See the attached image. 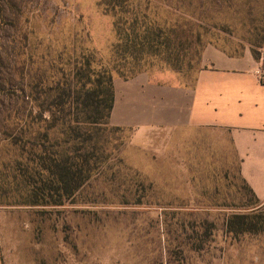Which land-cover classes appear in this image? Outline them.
Here are the masks:
<instances>
[{
	"label": "rangeland",
	"instance_id": "rangeland-1",
	"mask_svg": "<svg viewBox=\"0 0 264 264\" xmlns=\"http://www.w3.org/2000/svg\"><path fill=\"white\" fill-rule=\"evenodd\" d=\"M135 18L174 46L142 59L154 82L193 84L207 46L264 60V0H0V264H264V201L213 130L101 128V162L71 198L23 204L31 188L5 116L21 105L28 48L50 84L90 52L96 70L128 80L114 48ZM235 215L244 223L230 228Z\"/></svg>",
	"mask_w": 264,
	"mask_h": 264
},
{
	"label": "trees",
	"instance_id": "trees-1",
	"mask_svg": "<svg viewBox=\"0 0 264 264\" xmlns=\"http://www.w3.org/2000/svg\"><path fill=\"white\" fill-rule=\"evenodd\" d=\"M138 23L135 18L127 30L118 28L117 32L120 42L114 49L121 64L116 68L129 70L130 77L125 79L139 74L142 59L157 54L161 45L174 48L170 38L164 40L161 33L150 27L139 32ZM261 32L259 39L264 42V27ZM252 55L259 59L254 51ZM175 61L173 64L182 69L178 65L181 59ZM24 63L27 83L21 91V105L11 103L14 106L5 116L10 120L8 137L18 150L20 185L31 188L23 204L58 206L71 198L98 169L101 160L96 154L97 133L110 126L113 79L110 72L93 67L92 52L80 61L73 60L68 70L58 68L57 72L63 75L66 72L68 76H61L51 84L46 72L40 73L35 68L31 47ZM187 68H192L191 61L187 62ZM235 219L241 220L237 224L242 226L245 216H233L228 221L230 228Z\"/></svg>",
	"mask_w": 264,
	"mask_h": 264
},
{
	"label": "crops",
	"instance_id": "crops-1",
	"mask_svg": "<svg viewBox=\"0 0 264 264\" xmlns=\"http://www.w3.org/2000/svg\"><path fill=\"white\" fill-rule=\"evenodd\" d=\"M193 84L171 86L145 73L114 79L109 125L134 130H213L226 138L238 172L264 201V85L254 74L260 65L246 49L229 55L207 46Z\"/></svg>",
	"mask_w": 264,
	"mask_h": 264
},
{
	"label": "built area",
	"instance_id": "built-area-1",
	"mask_svg": "<svg viewBox=\"0 0 264 264\" xmlns=\"http://www.w3.org/2000/svg\"><path fill=\"white\" fill-rule=\"evenodd\" d=\"M254 74L258 78L259 82L264 85V60L260 59V65L255 69Z\"/></svg>",
	"mask_w": 264,
	"mask_h": 264
}]
</instances>
